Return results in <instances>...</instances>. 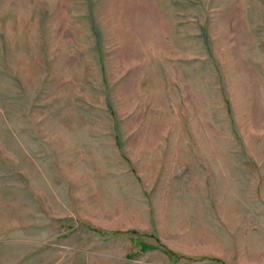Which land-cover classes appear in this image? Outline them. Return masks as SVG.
Wrapping results in <instances>:
<instances>
[{
    "label": "rangeland",
    "instance_id": "rangeland-1",
    "mask_svg": "<svg viewBox=\"0 0 264 264\" xmlns=\"http://www.w3.org/2000/svg\"><path fill=\"white\" fill-rule=\"evenodd\" d=\"M0 264H264V0H0Z\"/></svg>",
    "mask_w": 264,
    "mask_h": 264
}]
</instances>
